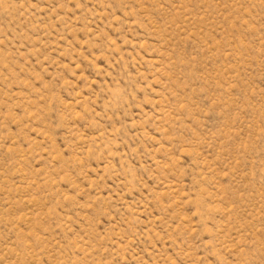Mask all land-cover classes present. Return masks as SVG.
<instances>
[{
  "label": "rangeland",
  "instance_id": "obj_1",
  "mask_svg": "<svg viewBox=\"0 0 264 264\" xmlns=\"http://www.w3.org/2000/svg\"><path fill=\"white\" fill-rule=\"evenodd\" d=\"M0 264H264V0H0Z\"/></svg>",
  "mask_w": 264,
  "mask_h": 264
}]
</instances>
